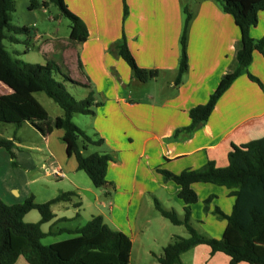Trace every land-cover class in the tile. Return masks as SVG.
<instances>
[{
  "label": "crops",
  "instance_id": "crops-1",
  "mask_svg": "<svg viewBox=\"0 0 264 264\" xmlns=\"http://www.w3.org/2000/svg\"><path fill=\"white\" fill-rule=\"evenodd\" d=\"M124 2L125 16L122 0H64L67 9L83 23L87 38L81 43L69 38L54 39L55 43L45 40L39 46L40 54L48 58L40 65H51L53 60V65L83 86L80 88L85 90V97L92 92L98 103L91 108L93 114L88 115L90 133H96L103 144L89 154L105 153L111 157L105 176L111 184L110 194L106 196L102 190L108 201L99 200L81 175L83 172L77 170L74 157L66 155L63 131L52 125L61 115L21 126L31 127L37 139L0 136L12 141L13 154L0 148V200L9 206L29 197L36 203H45L61 193L74 192L78 197L71 202L52 206L55 217L41 226L43 232L82 226L66 224L83 222L84 215H88L87 221L101 216L107 227L122 235L127 264H132L136 243L137 255L146 258L136 264H156V257L172 237H187L184 226L173 224L183 233L176 235L169 231L149 239L141 237L153 220L165 219L155 209L154 201L183 218L184 203L177 196L180 188L165 180L159 170L177 175L185 170H200L208 162L225 167L233 145L247 143L264 132V90L248 78V75L255 77L264 87V58L253 51L246 72L219 98L208 120L190 134L176 133L190 125L189 111L207 102L228 71L240 31L233 18L222 12L214 0H192L190 5L182 0ZM186 7L191 14L187 34L188 69L176 85L179 38ZM249 34L254 40L264 37V11L258 13V22ZM33 36L36 40L40 38L36 33ZM122 37L136 65L155 71V78L139 82L116 51L111 50ZM130 87L132 91L126 95L125 90ZM5 93L9 90L0 84V94ZM53 169L62 177L51 174ZM191 187L197 195V202L191 205L192 227L205 237L227 238L231 244L241 245L238 233L226 220L213 214L215 208L230 214L234 202L230 190L202 183ZM86 192L92 194V201L86 200ZM207 199L210 201L205 205ZM77 201L81 204L79 208L74 206ZM153 211L161 218H155ZM39 219L38 213L30 211L23 220L35 223ZM61 219L68 221L60 222ZM156 222L166 227L161 220ZM63 235L67 238L52 245L74 238L67 234L53 237ZM254 251L264 256V232L254 242ZM180 260L182 264L229 263L228 256L211 255L206 245L195 246L183 253ZM82 261L118 264L114 256L98 252H90ZM13 264L28 263L20 256Z\"/></svg>",
  "mask_w": 264,
  "mask_h": 264
},
{
  "label": "trees",
  "instance_id": "trees-1",
  "mask_svg": "<svg viewBox=\"0 0 264 264\" xmlns=\"http://www.w3.org/2000/svg\"><path fill=\"white\" fill-rule=\"evenodd\" d=\"M222 12L230 15L240 31V40L236 46L234 60L223 75L214 92L204 105L189 111L190 125L176 131L192 133L205 123L211 115L217 101L230 87L232 82L246 72L253 51L264 58V37L254 40L250 37V29L258 22V13L264 11V0H214ZM123 16L127 14L124 0ZM55 5L60 13L70 21L69 39L83 42L87 31L83 23L66 7L64 0H47L42 2L46 8ZM32 2L30 9L36 7ZM15 8V0H0V83L9 93L0 94V123L13 124L17 128L24 123L34 121L46 122L50 118L47 111L35 99L34 94L44 93L62 111L52 125L63 131L62 141L68 157L73 156L77 170L83 172L96 189L105 190L108 196L111 184L105 179L106 169L111 157L105 153L86 155L89 146L99 147L103 140L96 133L87 134L73 123L74 115H92V107L97 106L92 92L82 100H75L67 91V86L83 87L73 81L55 65L26 64L14 59L4 49L3 41L18 43L15 36L29 33L26 27H15L11 24V14ZM179 38V58L175 84L178 85L188 69L187 34L191 14L186 7ZM129 67L132 75L139 82L155 78V71L139 68L128 50L122 37L118 44L111 48ZM248 78L264 90L261 83L253 76ZM0 148L10 155L12 141L0 138ZM228 164L216 167L208 162L200 170H185L180 174H171L159 170L165 180L173 181L179 188L178 198L184 203L183 218L179 219L173 211L164 210L157 201L155 209L159 214L176 226H184L187 237H172L171 241L156 257V264H182L180 256L198 245L210 248V254L223 253L229 257L228 264H264V256L254 251V242L264 232V136L247 143L231 147L227 155ZM212 184L230 190L234 198L229 215L223 214L219 208L213 214L227 221L231 229L238 233L241 245L231 244L227 238L212 239L198 233L190 223L191 205L197 202V195L192 184ZM74 192L61 193L45 202L36 203L33 197L16 205H6L0 200V264H13L18 257H23L28 264H85L82 259L90 252L105 253L114 256L118 264H127L125 246H122V235L107 227L101 216H93L84 225L74 228H61L56 231L43 232L41 226L54 219L52 206L60 202H71L77 198ZM210 201L207 199L205 205ZM75 208L81 206L77 201ZM207 208L205 207V210ZM36 211L40 219L35 223L24 222V216ZM67 222L66 219L59 220ZM67 234L73 239L44 246L41 240L47 236Z\"/></svg>",
  "mask_w": 264,
  "mask_h": 264
},
{
  "label": "rangeland",
  "instance_id": "rangeland-1",
  "mask_svg": "<svg viewBox=\"0 0 264 264\" xmlns=\"http://www.w3.org/2000/svg\"><path fill=\"white\" fill-rule=\"evenodd\" d=\"M43 1L47 0H15V8L11 14V24L15 27H26L29 30L27 34H21L15 36L18 40V43H10L8 40L3 41L4 49L10 54L11 57L17 59L26 64H44L46 59L44 55H41L39 52V46L45 42V40H49L52 43L54 39H67L69 38L70 34V21L65 18L58 8L55 5H48L44 8L41 4ZM186 2L187 5L191 4L192 0H182ZM32 2H36L37 5L33 9H30V5ZM188 7V6H187ZM39 35L40 38L38 40L34 39V34ZM51 65H53V60L51 61ZM62 71V70H61ZM66 73V72H64ZM67 74V73H66ZM1 84V83H0ZM2 85V84H1ZM3 86V85H2ZM68 93L75 99V100H82L85 98V90L80 87L75 86H67ZM126 95L132 91V87L127 88ZM35 99L39 102V104L47 111L48 116L50 119H54L58 115H62L61 109L51 100L49 99L44 93H36L34 94ZM73 123L79 127L81 130L85 131L87 134H91L90 129V121L91 118L87 115H74ZM23 137L28 141L32 139H37V136L33 133L31 127H21L18 128L13 124H5L0 123V136L7 138L13 136ZM264 135V132L255 136L256 139L261 138ZM254 138V139H255ZM89 151L86 152V155L91 153L92 151H97L99 147L89 146ZM83 178L88 183V186L99 196V200H103L107 202V198L103 195L101 189H96L92 186L88 177L81 173ZM85 198L87 201H92L93 196L91 193H84ZM72 209V208H70ZM81 211V210H80ZM35 214L36 211H34ZM153 216L155 218H161L160 215L153 211ZM88 215H84L82 217L83 222L77 221L72 222V224H66L67 226H78L83 225L86 223ZM156 220H161L166 227H163L161 224L156 222ZM153 220L152 223L147 227V230H144V234L141 235L143 238H151L156 235H166L170 233L169 231L176 233V235L183 233L181 229L178 227L173 226L168 220L166 219H156ZM44 231L47 230L46 227L43 228ZM187 235V233H186ZM67 238L66 235L53 237L47 236L41 240L42 245L50 246L53 242L59 241L60 239ZM148 242V240H147ZM138 243L134 246V255L132 258V264H136V262L145 261L146 258L137 255V247ZM151 262L152 259L149 258Z\"/></svg>",
  "mask_w": 264,
  "mask_h": 264
},
{
  "label": "built area",
  "instance_id": "built-area-1",
  "mask_svg": "<svg viewBox=\"0 0 264 264\" xmlns=\"http://www.w3.org/2000/svg\"><path fill=\"white\" fill-rule=\"evenodd\" d=\"M43 169L45 172H49V168L44 167ZM50 173L56 177H62V174H60L57 170H50Z\"/></svg>",
  "mask_w": 264,
  "mask_h": 264
}]
</instances>
